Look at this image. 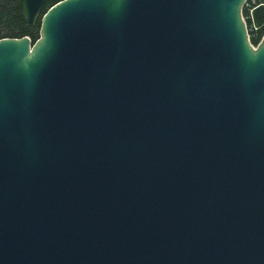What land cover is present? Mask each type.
Instances as JSON below:
<instances>
[{"label":"water","instance_id":"water-1","mask_svg":"<svg viewBox=\"0 0 264 264\" xmlns=\"http://www.w3.org/2000/svg\"><path fill=\"white\" fill-rule=\"evenodd\" d=\"M247 0H23L0 39V264H264V39Z\"/></svg>","mask_w":264,"mask_h":264},{"label":"trees","instance_id":"trees-1","mask_svg":"<svg viewBox=\"0 0 264 264\" xmlns=\"http://www.w3.org/2000/svg\"><path fill=\"white\" fill-rule=\"evenodd\" d=\"M59 1L61 0H47L43 13ZM242 12L250 41L256 45L264 36V0H257L252 14L247 7H243ZM40 29L41 16L35 24H30L24 15L23 0H0V39L29 36L36 41L40 37Z\"/></svg>","mask_w":264,"mask_h":264},{"label":"built area","instance_id":"built-area-1","mask_svg":"<svg viewBox=\"0 0 264 264\" xmlns=\"http://www.w3.org/2000/svg\"><path fill=\"white\" fill-rule=\"evenodd\" d=\"M260 1H262V0H260ZM256 2H257V0H247L243 6L249 8V10H250V12H251V14H252V12H253V6H254V4H255ZM244 20H245V19H244ZM248 33H249V30H248ZM249 39H250V35H249ZM262 39H264V36H263ZM262 39H261V41H262ZM261 41H260V42H261ZM250 42H251V41H250ZM260 42H259L258 44H256V45H254V44H252V43H251V44L253 45V47H255V46L259 45Z\"/></svg>","mask_w":264,"mask_h":264}]
</instances>
